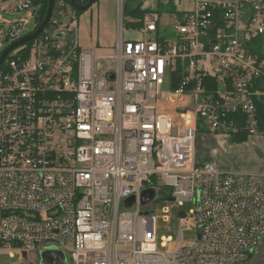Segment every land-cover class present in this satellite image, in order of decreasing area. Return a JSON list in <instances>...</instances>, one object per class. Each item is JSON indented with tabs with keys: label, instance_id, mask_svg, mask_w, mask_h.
I'll use <instances>...</instances> for the list:
<instances>
[{
	"label": "built area",
	"instance_id": "built-area-1",
	"mask_svg": "<svg viewBox=\"0 0 264 264\" xmlns=\"http://www.w3.org/2000/svg\"><path fill=\"white\" fill-rule=\"evenodd\" d=\"M123 4L112 52L82 50L80 15L57 0L43 30L0 64V256L242 264L264 238V174L196 164L195 140L200 129L264 137L255 105L264 0H188L183 9L170 0L172 21L145 14L138 40L123 39ZM21 12L38 19L39 5L0 0V15ZM6 26L8 46L40 25L26 36L21 22ZM164 97L173 114L158 111ZM149 189L192 204L196 238L187 247L162 250L171 239L157 238L153 203L141 205Z\"/></svg>",
	"mask_w": 264,
	"mask_h": 264
},
{
	"label": "rangeland",
	"instance_id": "rangeland-1",
	"mask_svg": "<svg viewBox=\"0 0 264 264\" xmlns=\"http://www.w3.org/2000/svg\"><path fill=\"white\" fill-rule=\"evenodd\" d=\"M121 0H119L120 2ZM140 5L142 10H150L152 15H161L163 17L164 24H169L172 18L167 17L165 14L170 0H135ZM176 9H183L188 0H175ZM161 6L163 8H161ZM124 4L122 6V9ZM164 9H166L164 11ZM163 11V12H161ZM117 0H96L93 6L85 12H82L79 16L78 21V34L77 41L82 50H92V48H98L101 53L112 52L117 43ZM0 20L5 22L7 25L11 22H21L22 23V36L33 32L36 27L37 18L30 14L29 12L13 13V14H1ZM138 22L133 16H124V26H123V39H138L139 31L133 30L127 27L128 23ZM0 25V54L7 47L5 42V35L2 32L3 29L6 30V25ZM3 28H2V27ZM264 43V37H263ZM92 46V47H91ZM264 50V47H263ZM15 50L12 53H15ZM261 88L263 89L264 96V80L261 82ZM165 90L167 88L165 87ZM158 111L161 113H172L174 107L168 102V97H164L162 101L158 103ZM178 124L182 121L178 120ZM204 134V133H202ZM207 135H219L212 133H205ZM223 136V135H220ZM227 137V136H226ZM209 138V137H208ZM229 138V137H228ZM232 139V138H230ZM207 143L206 154L212 157V154L220 157V161L225 167L229 169H239V170H249L255 167V163L252 158H238L235 154H229L233 152V149H226L225 144L214 143L211 138H209ZM234 140V139H233ZM250 167V168H249ZM169 192L168 189L164 191ZM193 209L192 204L185 203L180 206L175 201H168L165 199H157L153 204L154 220L157 232V238L160 240L163 238H170V244L162 249L163 251L174 253L182 245L187 247L196 238L194 232V223L191 220L190 211ZM164 211L167 214H164ZM182 222L187 223L186 227H182ZM182 230V242L178 241V232ZM24 260L21 256L16 255L10 258L7 254L0 256V264H23ZM242 264H264V238L259 243L258 247L252 253L251 257L248 258Z\"/></svg>",
	"mask_w": 264,
	"mask_h": 264
},
{
	"label": "crops",
	"instance_id": "crops-1",
	"mask_svg": "<svg viewBox=\"0 0 264 264\" xmlns=\"http://www.w3.org/2000/svg\"><path fill=\"white\" fill-rule=\"evenodd\" d=\"M138 39H127V40H138ZM205 133L209 134V132H206L203 129H200L197 134L196 140H195V162L196 164L210 163L218 171L227 172V173H237V174H247V175L264 174V137L251 136V137H246L242 141L237 142L233 140L235 137L228 138L226 136H220V135L211 136ZM208 137L211 138L214 143L216 142L217 144H225L226 149L228 150H230V148L233 149V152L232 153L229 152V154H235L236 155L235 157L245 158V159L252 158L253 159L252 161L256 164L255 167L253 168L249 167L250 168L249 170L229 169L225 167L224 164L220 161V157L215 156V153L214 155L212 154V157L206 154L207 143L210 141ZM157 199H161V198H155L151 203L154 204V201H156Z\"/></svg>",
	"mask_w": 264,
	"mask_h": 264
},
{
	"label": "water",
	"instance_id": "water-1",
	"mask_svg": "<svg viewBox=\"0 0 264 264\" xmlns=\"http://www.w3.org/2000/svg\"><path fill=\"white\" fill-rule=\"evenodd\" d=\"M75 10H77L78 12L82 13L85 11H88L93 4L95 3L96 0H88L87 4L85 5H81L79 3L76 2V0H66ZM54 2L55 0H49L48 1V8H47V12L46 15L44 17L43 22L40 24V26L38 27V29L30 36L27 37H23L20 40H18L17 42L8 45L0 54V64L3 61V59L10 53L12 52L14 49L30 42L31 40H33L45 27V25L47 24L53 7H54ZM156 198V191L154 189H149V190H145L142 192L141 194V205L142 206H146L148 204H150L154 199ZM134 202V198H129L128 200L125 201V206L129 207L132 203ZM144 215H149L152 216L153 213L152 212H146L144 213ZM249 254H252V252H250ZM41 264H52L50 262H47L43 256ZM59 264H63V261L60 262Z\"/></svg>",
	"mask_w": 264,
	"mask_h": 264
},
{
	"label": "trees",
	"instance_id": "trees-1",
	"mask_svg": "<svg viewBox=\"0 0 264 264\" xmlns=\"http://www.w3.org/2000/svg\"><path fill=\"white\" fill-rule=\"evenodd\" d=\"M48 1L49 0H36V2L39 5V12H38V19H37V23L38 25H40L43 20L44 17L46 15L47 12V8H48ZM57 1V0H55ZM77 2H80V0H76ZM88 0H85L84 2H82V4H87ZM161 8H163L161 6ZM166 9H164L165 11ZM163 12V11H161ZM152 13L150 10H142L140 8V5L138 2H135V0H124V7H123V15H131L133 16L138 22L135 23H128L127 27H130L133 30H139L142 27V18L145 14H150ZM78 15H81L80 12H78ZM124 23V22H123ZM29 44H27L28 47ZM263 91V89H261V92ZM255 105L257 108V112H258V120H259V129L260 131L264 132V96H261L259 98L255 99ZM247 136L245 134H240L238 135V137L234 138V141H242L243 139H245ZM252 254L249 255L248 258L251 257Z\"/></svg>",
	"mask_w": 264,
	"mask_h": 264
}]
</instances>
